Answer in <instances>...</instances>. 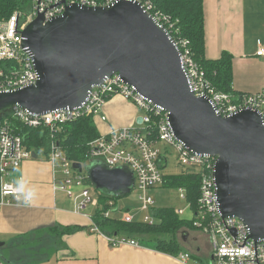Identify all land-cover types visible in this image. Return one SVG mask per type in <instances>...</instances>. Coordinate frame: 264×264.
I'll list each match as a JSON object with an SVG mask.
<instances>
[{
    "label": "water",
    "instance_id": "water-1",
    "mask_svg": "<svg viewBox=\"0 0 264 264\" xmlns=\"http://www.w3.org/2000/svg\"><path fill=\"white\" fill-rule=\"evenodd\" d=\"M22 38L38 79L34 86L0 93V118L14 106L33 116L81 108L94 87L117 75L167 113L177 142L215 158L212 178L221 218L239 219L248 239L264 242L263 119L251 109L223 117L207 98L196 97L173 40L138 2L68 6L47 22L38 16ZM85 168L92 186L106 196L124 197L132 190L127 167L91 162ZM186 239L184 231L181 240Z\"/></svg>",
    "mask_w": 264,
    "mask_h": 264
},
{
    "label": "built area",
    "instance_id": "built-area-1",
    "mask_svg": "<svg viewBox=\"0 0 264 264\" xmlns=\"http://www.w3.org/2000/svg\"><path fill=\"white\" fill-rule=\"evenodd\" d=\"M115 1L117 0H31L30 12L27 15L14 12L8 19L1 21L0 93L34 86L37 82L38 76L31 58L22 48V32L30 22L38 16H42L44 22H47L60 16L66 7L72 5L103 7ZM133 1L138 2L168 32L180 53L183 70L196 97L207 98L223 117L243 109H251L256 111L264 122V92L234 95L217 91L198 67L189 41L180 37L175 22L156 10L150 0ZM254 55L264 58V44L257 42ZM115 96L123 98L139 111L141 123L134 127L113 129L88 143L87 164L99 162L109 169L127 167L133 176L132 190L138 194L140 212L148 213L142 223L153 224L154 219L150 211L155 208V202L148 193L162 186L164 175L161 172L167 162L166 148L173 149L176 153V164L182 172L200 175L196 212L190 210L184 189H178V198L184 202L185 207L174 208V214L183 218L185 212H188L193 228L206 235L209 245L207 264H264V242L255 243L248 239V233L239 219H222L217 210L212 178L215 158L193 154L177 142L167 124V113L153 107L117 75L94 87L81 108L33 116L14 106L6 117L0 118V208L30 203L29 196L24 195L17 187L12 174L19 172L26 161L33 160L32 154H37L26 148L23 138L10 121L14 120L31 129L46 128L54 139V135L61 131L64 125L81 118L105 122L103 107ZM44 159L52 169L53 191L63 193L71 203V212L90 222V232L101 235L111 248L141 246L136 239L125 236L109 237L98 231L93 223L96 213L106 219H117L125 223L135 221L128 210L118 207L117 200L113 197L107 196L104 203L99 202L102 194H98L90 183L87 172L83 170L86 164H80V168L75 169V162L63 154L56 140L51 142L50 152ZM175 258L186 264L191 261V254L180 252ZM4 263V258L0 256V264Z\"/></svg>",
    "mask_w": 264,
    "mask_h": 264
},
{
    "label": "crops",
    "instance_id": "crops-1",
    "mask_svg": "<svg viewBox=\"0 0 264 264\" xmlns=\"http://www.w3.org/2000/svg\"><path fill=\"white\" fill-rule=\"evenodd\" d=\"M204 57L218 59L222 53L232 57V90L240 94L264 92V58L255 57L257 42L264 44V0H203ZM105 122L94 120L100 135L113 129L137 125L139 111L119 96L103 107ZM51 166L44 157L26 161L13 173L17 187L29 196L28 205L0 208V247L4 264H184L162 253L152 244L111 248L99 234L90 232V222L71 212L67 197L52 189ZM21 179V180H18ZM186 213V212H185ZM185 215V214H184ZM184 219L189 220L190 214ZM77 226L70 234L42 237L39 248L20 247L24 239L53 227ZM182 252L191 254L186 264L209 261L207 238L196 233L183 242ZM191 240V241H190ZM207 244V246H206ZM45 249V251H40ZM5 252V254H4Z\"/></svg>",
    "mask_w": 264,
    "mask_h": 264
},
{
    "label": "trees",
    "instance_id": "trees-1",
    "mask_svg": "<svg viewBox=\"0 0 264 264\" xmlns=\"http://www.w3.org/2000/svg\"><path fill=\"white\" fill-rule=\"evenodd\" d=\"M150 1L156 10L169 16L175 22L180 37L189 41L194 60L211 85L219 92L240 95V93L232 90V57L226 53H222L215 60H207L204 57L203 0ZM30 6L31 0H0V22L8 19L14 12L27 15L30 12ZM7 115L4 114L3 116L6 117ZM10 122L23 138V143L28 150L41 151L45 157L50 152L51 142L56 140L63 154L77 164L88 165L87 145L100 136L92 118H81L64 125L61 131L54 135V139L51 138L50 132L46 128L31 129L14 120ZM199 186V174L181 171L175 175L163 176L161 187L174 190L184 189L190 210L196 212ZM105 197L107 196L103 194L100 196L99 202L101 204L104 203ZM113 198L118 200L122 197ZM150 214L154 219L153 224L125 223L117 219H106L98 213L93 216V223L98 231L105 236H125L136 239L139 243L141 236L153 234L155 236L154 248L175 257L182 252L180 234L186 230L196 231L192 226V221L176 216L172 207L153 208ZM57 229L60 233L56 235L60 236L73 233L78 230V227L53 226L42 231V234L55 236L54 231Z\"/></svg>",
    "mask_w": 264,
    "mask_h": 264
},
{
    "label": "rangeland",
    "instance_id": "rangeland-1",
    "mask_svg": "<svg viewBox=\"0 0 264 264\" xmlns=\"http://www.w3.org/2000/svg\"><path fill=\"white\" fill-rule=\"evenodd\" d=\"M31 8V6H30ZM163 148V146H162ZM167 151V162L162 167V174L164 176L167 175H175L181 172V168L176 164V153L171 148H166ZM37 156H41L42 154L40 152H37ZM83 170L86 172V168L84 167ZM98 194H105L102 190L97 191ZM137 193L133 189L130 191V193L122 198H119L117 200V204L119 208H123L124 210H128L130 213V216L133 221L135 222H142L143 218L148 215V213L140 212V203L138 202ZM148 195L154 200L155 202V208H162V207H172V208H183L185 207V204L182 200L178 198V192L174 189H166L162 187H157L153 190H150ZM92 210V209H90ZM189 215L188 212L185 213L184 217H187ZM121 216V215H120ZM186 232H189L191 236H195L196 233L202 234L206 237L205 234L194 231V230H186ZM60 231L57 229L54 231V234H59ZM47 236L43 235L42 233L38 235H34L31 237H27L24 239L23 243H21L20 247L33 250L39 248V243H41L42 237ZM155 239V236L153 234H149L146 236L140 237V242L148 245L152 244L154 245L153 240ZM191 241V240H190ZM182 245V244H181ZM207 246V244H206ZM208 247V246H207ZM182 249H185V246H182ZM40 251H45V249H41ZM2 251L0 250V254ZM5 254V252H4ZM207 258H201L198 259V264H206Z\"/></svg>",
    "mask_w": 264,
    "mask_h": 264
}]
</instances>
